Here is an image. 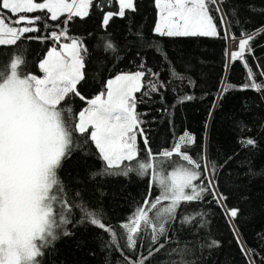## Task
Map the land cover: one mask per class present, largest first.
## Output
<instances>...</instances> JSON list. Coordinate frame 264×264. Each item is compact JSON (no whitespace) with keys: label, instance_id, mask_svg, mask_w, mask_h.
Wrapping results in <instances>:
<instances>
[{"label":"trees","instance_id":"trees-1","mask_svg":"<svg viewBox=\"0 0 264 264\" xmlns=\"http://www.w3.org/2000/svg\"><path fill=\"white\" fill-rule=\"evenodd\" d=\"M97 3L103 0H94L88 16L73 17L66 25L68 36L79 39L87 52L84 79L77 85L86 99L74 94L66 97L58 106L71 107L72 112L64 113L65 118L74 124L86 100L104 90L109 78L120 72L137 71L143 61L146 69L159 73V81L165 84L151 96L135 94L136 112L143 121L141 127L148 138V147L157 154L169 150L184 133L190 134L194 143L184 150L201 164L202 174L203 168L215 167L210 174L216 190L227 197L228 208L239 210L232 221L207 194L203 201L182 202L176 218L167 224L165 237H161L165 248L147 264L179 260L175 250H186L184 259L194 264H249L234 229H238L244 247L254 250L250 257L253 264H264V88L260 91L242 88L252 82L248 80V70L242 60L229 64L231 52L227 49L229 38L254 36L250 42L252 51L245 52L244 60L252 68L256 82L264 83V0H218L216 5H210L218 31L214 37L156 35L155 0H134L135 12L126 10L124 17L114 15L105 28L103 15L118 11V3L105 5L102 10L97 8ZM217 7L220 12L215 11ZM27 14L44 18L36 25L40 31L25 34L17 46H0V71L10 65L21 49L26 62L23 71L39 74V61L48 49L57 46L51 40L42 42L28 37L46 36L53 29L60 31L65 27L67 14L57 21H51L46 10ZM108 42H114L115 51L106 50ZM173 69L183 80L173 78ZM151 78L147 74L145 81ZM226 84L232 86L228 91L223 90ZM184 96L192 99L180 102ZM74 135L79 137V133ZM248 138L255 144L242 145L241 141ZM137 152L140 160L147 157L148 149L139 135ZM184 163L175 156L172 160L160 158L158 168L167 175ZM104 166L94 144L87 153L77 149L63 159L57 175L64 187V200L72 206V212L67 224H60L57 216L54 229L57 238L37 258L39 264H134L138 257L147 255L151 246L147 230L141 233L142 240L138 238V247L129 251L124 240L112 245L103 229L80 222V210L75 205L81 202L97 210L106 225L115 226L128 221L138 206H144L149 194L159 195L160 188L153 185L151 174L140 175L135 163L126 175L121 174L123 169L91 175L102 172ZM186 215L195 219L184 223ZM65 231L70 234L64 235ZM213 241L219 242L218 246Z\"/></svg>","mask_w":264,"mask_h":264},{"label":"snow or ice","instance_id":"snow-or-ice-1","mask_svg":"<svg viewBox=\"0 0 264 264\" xmlns=\"http://www.w3.org/2000/svg\"><path fill=\"white\" fill-rule=\"evenodd\" d=\"M93 3L94 0H0V13L6 10L16 17L15 20L10 17L6 20L0 15V46H17L25 34L40 31L36 25L44 18L23 13L46 10L51 21L67 14L65 27L60 31L53 29L46 36L28 37L42 42L51 40L58 45V48H50L39 62V69L44 74L42 78L23 71L26 62L21 49L17 50L10 65L0 71V264H39L37 258L44 255V248L57 238L54 231L57 216L60 224H67L72 212V206L62 195L64 187L57 169L72 151L79 149L87 153L92 144L105 162L102 172L92 173L93 177L104 172L113 173L117 169H123L121 174L126 175L133 170L132 164L135 163L139 174H151L153 185L160 188L159 195L152 197L149 194V198L143 201L144 206H138L128 218L130 222H118L115 226L106 225L101 214L87 204L75 205L80 210V222L103 229L112 245L124 240V247L129 251L138 247V238L142 240L141 233L147 230L151 246L147 255L138 257L134 264H147L165 248V243L160 242L161 237H165L167 224L176 218L182 202L203 201L207 194L221 207L227 219L235 221L238 216L239 210L228 208L225 203L227 197L216 190L210 174L215 167L203 168L202 174L201 164L184 150L194 143V137L184 133L169 150L157 154L148 147V138L141 127L143 121L136 112L135 94L140 92L142 96H151L165 84L159 81V73L146 69L143 61L134 73L119 74L109 79L106 93L87 99L88 106L79 112L78 122L73 124L65 118L64 113H71V107L58 106L66 97L74 94L81 100L86 99L77 90V85L84 79V55L87 52L79 39L68 36L66 25L73 17L83 19L88 16ZM117 3L118 11H108L103 15L105 28L114 15L124 17L126 10L136 11L134 0H103L96 6L102 10L105 5L111 7ZM217 3L218 0H155L159 19L154 33L167 37L217 36V24L209 8ZM215 11L220 12V8ZM136 35L142 37L141 33ZM62 39L70 42L61 43ZM254 39L251 35L239 39L238 50L230 53L229 64L244 61L248 80L252 82L245 83L242 88L260 91L264 83L256 82L252 68L244 60L245 52L252 51L250 42ZM105 48L116 50L114 42L106 43ZM147 74L152 78L145 81ZM172 76L183 80L174 69ZM230 87L226 84L223 90L228 91ZM190 99L191 96H184L180 102ZM75 133H79V137ZM138 135L143 137L148 149L143 160L138 158ZM241 143L247 146L254 145L255 141L248 138ZM174 156L185 163L164 175L158 168L160 158L172 160ZM125 161L129 164H124ZM194 219L186 215L183 222L191 223ZM118 228L121 231L118 232ZM63 234L70 233L65 231ZM233 234L242 253L249 258V264H253L250 257L255 254L254 250L244 247L239 240L238 229H234ZM212 243L218 246L219 242ZM175 251L180 259L171 260L169 264H194L184 259L186 250Z\"/></svg>","mask_w":264,"mask_h":264},{"label":"rangeland","instance_id":"rangeland-1","mask_svg":"<svg viewBox=\"0 0 264 264\" xmlns=\"http://www.w3.org/2000/svg\"><path fill=\"white\" fill-rule=\"evenodd\" d=\"M40 2H42V1H40ZM0 15H3L4 17H5V19L7 20L9 17L12 19V20H15L16 19V17L15 16H13L10 12H7L6 10H5V12H3V13H0ZM23 15H26V16H29V14H27V13H23ZM50 15V14H49ZM158 19H159V13H158V9L156 8V22H155V25H156V23L158 22ZM154 28H155V26H154ZM233 39L232 38H229V40H227V43H228V41H232ZM237 41H238V44H239V38L238 39H236ZM68 42H70V41H68ZM229 42V43H230ZM61 43H63V42H61ZM54 47V46H53ZM55 47H57L58 48V45L57 46H55ZM52 48V47H51ZM231 49V48H230ZM59 50V49H58ZM238 50V46H237V48H235V49H231V50H229L228 49V51L229 52H232V51H237ZM49 51V49L46 51V53L44 54V56L42 57V59L41 60H43L45 57H46V54H47V52ZM40 60V61H41ZM39 61V62H40ZM38 65H39V63H38ZM40 70V69H39ZM135 71H133V72H120V73H118V74H116V75H119V74H127V73H134ZM29 75H36L38 78H42L43 77V72L40 70V73L39 74H29ZM116 75H114L113 77H111V78H109V79H114L115 78V76ZM108 79V80H109ZM107 80V81H108ZM106 91H107V89H106V86H105V89L104 90H102V91H100L99 93H97V94H101V93H106ZM96 94V95H97ZM96 95H94L92 98H94ZM91 98V99H92ZM88 105H87V103H86V105L84 106V107H82L79 111H78V113H77V120H76V122H78V114H79V112L80 111H82V110H84L86 107H87Z\"/></svg>","mask_w":264,"mask_h":264},{"label":"built area","instance_id":"built-area-1","mask_svg":"<svg viewBox=\"0 0 264 264\" xmlns=\"http://www.w3.org/2000/svg\"><path fill=\"white\" fill-rule=\"evenodd\" d=\"M229 40V39H228ZM230 41H228V49L229 50H233V49H235V48H237V46H238V41L236 40V39H233L230 43H229ZM231 48V49H230Z\"/></svg>","mask_w":264,"mask_h":264}]
</instances>
